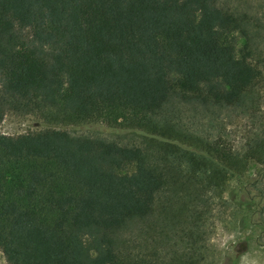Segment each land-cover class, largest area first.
Segmentation results:
<instances>
[{
  "label": "trees",
  "instance_id": "1",
  "mask_svg": "<svg viewBox=\"0 0 264 264\" xmlns=\"http://www.w3.org/2000/svg\"><path fill=\"white\" fill-rule=\"evenodd\" d=\"M263 108L264 9L0 0V125L13 111L130 136L0 132V249L9 264H217L228 184L264 164ZM231 113L251 119L245 141Z\"/></svg>",
  "mask_w": 264,
  "mask_h": 264
},
{
  "label": "rangeland",
  "instance_id": "2",
  "mask_svg": "<svg viewBox=\"0 0 264 264\" xmlns=\"http://www.w3.org/2000/svg\"><path fill=\"white\" fill-rule=\"evenodd\" d=\"M229 3L248 10L261 12L264 9V0H229ZM226 119L230 122L227 127V131L231 133L230 137L237 141H245L252 126L251 119L237 117L235 113H231ZM47 128H61L73 133L96 132L109 138H121L126 141L130 137L126 132L96 123L52 126L36 116L13 111L7 112L0 125V132L19 135ZM224 196L228 200L227 215L217 221L213 236L214 244L218 248L217 264H229V259L232 258H235V264H264V164L253 162L244 175L229 182ZM242 226L245 229H242ZM0 264H9L1 249Z\"/></svg>",
  "mask_w": 264,
  "mask_h": 264
},
{
  "label": "flooded vegetation",
  "instance_id": "3",
  "mask_svg": "<svg viewBox=\"0 0 264 264\" xmlns=\"http://www.w3.org/2000/svg\"><path fill=\"white\" fill-rule=\"evenodd\" d=\"M242 229H245L244 226H242ZM229 264H235V258L229 259Z\"/></svg>",
  "mask_w": 264,
  "mask_h": 264
}]
</instances>
